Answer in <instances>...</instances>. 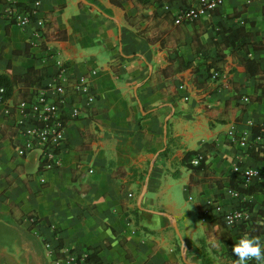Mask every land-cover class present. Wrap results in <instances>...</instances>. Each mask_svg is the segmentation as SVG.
I'll list each match as a JSON object with an SVG mask.
<instances>
[{"label":"crops","instance_id":"crops-1","mask_svg":"<svg viewBox=\"0 0 264 264\" xmlns=\"http://www.w3.org/2000/svg\"><path fill=\"white\" fill-rule=\"evenodd\" d=\"M40 1L23 23L26 14L14 3L34 2L0 0V73L47 68L50 76L31 101L52 94L63 77L82 110L67 123L60 165L44 169L39 150L18 153L26 138L15 126V92L24 85L0 103V233L14 243L0 246V264H68L95 248L104 264H238L228 250L240 225L228 227L221 215L250 203L251 217L264 218V144L243 148L228 132L262 131L264 75H249L230 55L224 72L209 78L190 36L178 46L176 39L166 46L149 40L165 27L153 26L154 11L164 14L168 5L177 16L197 0ZM217 9L200 22L245 26L261 39L264 0H224ZM215 37L212 28L205 34L209 43ZM179 55L193 65L161 73ZM208 56L217 60L218 48ZM246 58L264 69V49ZM81 76L90 78L92 102L73 89ZM199 150L208 165L194 170L183 160ZM239 161L261 179L241 184L257 191L235 198L230 180L242 181L232 170Z\"/></svg>","mask_w":264,"mask_h":264},{"label":"trees","instance_id":"trees-1","mask_svg":"<svg viewBox=\"0 0 264 264\" xmlns=\"http://www.w3.org/2000/svg\"><path fill=\"white\" fill-rule=\"evenodd\" d=\"M34 2L35 0H29ZM116 2V0H112ZM151 4L159 2L161 5H164L165 2H174L175 0H149ZM22 11L29 13L31 17L34 15V9L30 7L27 3H14ZM203 4L202 0H197L196 4L192 6L185 7L189 9L191 7L198 8ZM211 13H217L218 9L215 8L210 11ZM153 23L155 27H160L161 23H164V29L160 31L158 35H153L149 37L151 42H157L161 40L163 46L167 45V42L171 39H176V45L186 44L185 36H190L192 39V48L194 51L195 57H203L206 59L207 73L209 78L218 75L224 72V64L227 58L230 55L237 56L239 62L245 65V68L249 72V75H264V69L261 68L260 63L255 59L246 58L249 56L252 50H261L264 49V31L258 32V35L261 36V39L255 40V35L248 31L245 26L238 28L225 27L221 23L213 24L212 22L204 19V22H200V18L183 20L179 23H176L177 16H174L170 10H166L164 14H159L157 11L153 12ZM205 17V16H204ZM202 17V18H204ZM131 24H134L133 19H128ZM162 21V22H161ZM15 22V21H14ZM214 29L216 33L215 39L212 43H209L205 38V34L209 29ZM166 35L165 38L163 36ZM218 37L221 38V41L218 40ZM212 46H216L219 51V58L217 60L211 59L208 56V51ZM232 48V49H230ZM193 65L192 61H186L183 56L179 55L175 61H173L168 67L164 68L161 73L165 75L170 74L171 72L176 74L182 70H185ZM50 76L47 68H35L30 67L28 71L23 75H10L8 72L0 73V103L7 101L10 97L13 96L15 87L19 84H23L24 88H19V91H16L19 101L21 102H31L33 97L38 93V89L42 87L43 81ZM264 91V88H263ZM257 132L256 135L261 133ZM255 135V136H256ZM263 150V149H262ZM202 156L198 165H193L192 160L194 157ZM208 154L204 150L199 151H189L185 154L183 163L194 170H202L208 165L207 162ZM43 168V164H42ZM231 181V186L233 189L239 191L240 193H253L257 191L256 186H248L247 188L242 187L243 182H234ZM242 184V185H241ZM250 203H241L240 207L244 209L249 208ZM248 205V207H246ZM264 234V218L256 219L252 217L250 220L244 221L240 225L239 232L237 233L238 238L242 235L261 236ZM234 242H231L228 253L232 254V247ZM99 249H89L88 253L84 256V261L86 264H104L102 259L99 256ZM235 260L237 258L232 254ZM77 261H80L78 257ZM250 264H254L250 262Z\"/></svg>","mask_w":264,"mask_h":264},{"label":"built area","instance_id":"built-area-1","mask_svg":"<svg viewBox=\"0 0 264 264\" xmlns=\"http://www.w3.org/2000/svg\"><path fill=\"white\" fill-rule=\"evenodd\" d=\"M224 0H202L203 4L198 8L191 7L182 10L176 19V23L183 20H191L202 18L211 10L218 8L223 4ZM41 1H34V13L40 6ZM166 9L169 6L166 5ZM22 11V10H21ZM26 14L22 22H27L32 18L28 12L22 11ZM20 18V17H19ZM42 21H40L41 23ZM65 70V65L60 63V73ZM73 89L82 95L88 102H92L94 94L90 84L89 76H81L72 84ZM66 80L63 77L57 79L54 83L53 93L49 94L46 91L41 92L37 99L31 102H20L16 106L19 119L16 120L15 126L19 133L26 138L24 147L18 149L19 155H26L33 150L40 151V159L44 169H52L58 167L61 162V152L65 143V129L69 119H76L81 113V105L75 104L68 94ZM247 100V98H246ZM229 137L239 143L243 148H248L256 144H264V127L258 135H251L249 131L244 130L240 133L236 132L235 127H231L228 132ZM202 156L195 157L192 160L194 165H198ZM233 173L240 177L244 184H248L253 179H261V172L254 167H243L240 161L235 163ZM231 194L235 198H240L241 193L237 190H231ZM218 211H222V207H217ZM224 223L234 228L241 225L242 222L250 220L251 214L247 209L239 208L230 212H223L221 215ZM229 220L231 221L229 223ZM239 239V238H238ZM264 244V236L261 239ZM49 246V245H48ZM47 246L48 254L54 253L51 248ZM67 260L68 264H86L84 256Z\"/></svg>","mask_w":264,"mask_h":264},{"label":"clouds","instance_id":"clouds-1","mask_svg":"<svg viewBox=\"0 0 264 264\" xmlns=\"http://www.w3.org/2000/svg\"><path fill=\"white\" fill-rule=\"evenodd\" d=\"M232 254L237 258L238 264H250L252 261L256 264H264V244L259 239L248 235H242L234 243Z\"/></svg>","mask_w":264,"mask_h":264},{"label":"water","instance_id":"water-1","mask_svg":"<svg viewBox=\"0 0 264 264\" xmlns=\"http://www.w3.org/2000/svg\"><path fill=\"white\" fill-rule=\"evenodd\" d=\"M146 189H147V185H145V187H144V189H143V192H142V197H143L144 193L146 192ZM174 226H175V228H176V231H177V233H178L179 237L181 238L182 245H183V255H184V257H185V253H186V251H185V248H186L185 241L183 240V238H182V236H181V234H180V232H179V229H178V227H177V224H176V223H174Z\"/></svg>","mask_w":264,"mask_h":264},{"label":"rangeland","instance_id":"rangeland-1","mask_svg":"<svg viewBox=\"0 0 264 264\" xmlns=\"http://www.w3.org/2000/svg\"><path fill=\"white\" fill-rule=\"evenodd\" d=\"M5 233H6V231L5 230H3L2 231V233H0V246L1 245H4V246H6V245H12L13 246V242H8V240H7V238H5L4 236H5ZM47 248V247H46Z\"/></svg>","mask_w":264,"mask_h":264}]
</instances>
